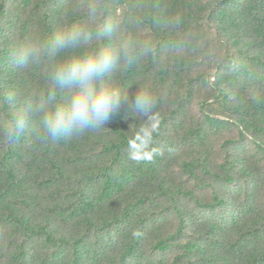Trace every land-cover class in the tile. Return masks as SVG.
Returning <instances> with one entry per match:
<instances>
[{
  "label": "trees",
  "instance_id": "16d2710c",
  "mask_svg": "<svg viewBox=\"0 0 264 264\" xmlns=\"http://www.w3.org/2000/svg\"><path fill=\"white\" fill-rule=\"evenodd\" d=\"M93 5L142 48L110 81L158 97L155 154L130 158L134 113L0 140V264H264V0H0V93L42 86L12 45Z\"/></svg>",
  "mask_w": 264,
  "mask_h": 264
},
{
  "label": "clouds",
  "instance_id": "9594fccd",
  "mask_svg": "<svg viewBox=\"0 0 264 264\" xmlns=\"http://www.w3.org/2000/svg\"><path fill=\"white\" fill-rule=\"evenodd\" d=\"M87 16V23L69 22L9 49L16 68L42 69V86L0 93L5 108L0 140L11 145L28 132L39 143L72 140L134 113L146 122L127 141L130 158L151 159L155 151L149 146L159 128L158 97L147 87L130 92L110 81L135 62L142 48L118 34L102 5L90 6Z\"/></svg>",
  "mask_w": 264,
  "mask_h": 264
}]
</instances>
